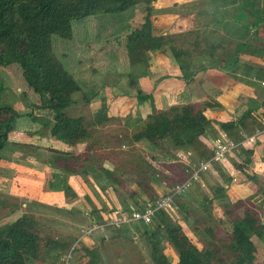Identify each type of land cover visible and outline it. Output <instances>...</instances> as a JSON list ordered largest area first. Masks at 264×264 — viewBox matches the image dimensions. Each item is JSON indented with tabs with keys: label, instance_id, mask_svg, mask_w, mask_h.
<instances>
[{
	"label": "trees",
	"instance_id": "16d2710c",
	"mask_svg": "<svg viewBox=\"0 0 264 264\" xmlns=\"http://www.w3.org/2000/svg\"><path fill=\"white\" fill-rule=\"evenodd\" d=\"M152 1L154 0H0V67L16 65L27 89L36 98L31 101L30 107L46 111L49 115L48 118L30 117V111L21 113L10 104L0 101V150L7 147L8 135L13 129L14 121L25 115L29 117L30 122L40 123L35 130L29 132L36 137L47 136L69 147L84 144V148L79 152L49 149L45 163L59 169L60 173L76 178L81 176L90 185V189L87 188L89 192L83 195L85 203L93 196L96 200L90 180L97 182V177H101L114 189L113 186L124 185L116 176L115 170L128 175L137 186L136 190L126 188V194L120 197L128 212L130 207H133L131 203L134 205L133 208L143 210L146 200L153 202L156 198L171 193L169 189L173 185L166 192L159 193L154 185L140 177L141 172L132 174L124 168L127 161H134L135 158L130 157V154L124 156L121 151L118 152L119 155L122 154L121 157H114L115 152H105L104 149L118 147L128 137L130 145L143 142L152 148H160L157 155L172 161L178 160L181 153L189 150H194L203 160L208 159L211 154L200 140L201 136L216 133L212 121L202 112V108L209 105L208 102L201 106L196 103H177L163 109H153L144 118L125 117L121 120L123 133L111 135V140L101 143L100 147L97 141L100 140L97 127L110 124L116 116H107L106 106L99 107L89 115L79 112L78 115L70 114L72 107L89 103L96 91L84 90L66 65L54 55L52 39L57 37L61 40H70L73 37V22L88 16L109 17V14L123 12L139 2L143 3L144 7L139 26L113 38L117 40L118 48L126 55V59L122 61V69L128 79V87L135 90L137 104L151 99L149 94L141 93L137 81L140 79L138 75H144L145 71L139 70L137 74L134 73V68L141 63L147 65V54L150 52L158 51L168 56L176 63L181 79L185 81L190 79L196 70H205L207 67L234 74L239 47H236L233 53L220 52L222 58L218 59L216 54H210L207 37L197 28L163 34L154 33L150 6ZM208 16L210 20H217L214 13H209ZM241 27L248 28L245 23L241 24ZM1 89L0 85V94ZM260 103H264V97ZM251 112L244 111L236 120L215 123L221 130L236 137L237 127H244L247 119L251 118V122H256ZM92 152L98 154L101 160H93ZM137 159L145 166V173L149 178L157 175L155 169L158 170V166L152 164L153 160H158L157 157L150 156L144 159L141 156ZM103 160L111 163L113 168L104 167L101 163ZM93 166L100 174L89 177L87 173ZM183 167L184 165H180L181 174ZM165 168L172 171L169 165ZM181 177L179 181L182 180ZM210 188L212 196L201 194L198 203L202 207H207V202L225 196L224 187L214 185ZM139 195L144 196L141 206L135 204V199ZM176 195L173 194V198ZM231 205V203L224 205L223 211L224 215H227L225 222L229 223L225 236L231 252L229 264H264L263 260L257 261L256 248L251 241V236L259 240L264 239L263 225L257 211L245 208L240 216H235ZM13 209L14 207L10 209L11 213ZM113 216L116 217L115 214ZM151 221V228L142 221L139 222L144 240L150 241V259L153 264H213L215 257L213 250L198 249L182 232L180 224L164 209H154ZM36 224V220L27 213L0 223V264H31L42 251L47 252L50 245L62 246L54 239L42 238ZM161 238L172 248L176 262L171 261L162 252L159 244ZM82 249L91 256L95 255L94 250H88L86 247Z\"/></svg>",
	"mask_w": 264,
	"mask_h": 264
},
{
	"label": "rangeland",
	"instance_id": "374dc122",
	"mask_svg": "<svg viewBox=\"0 0 264 264\" xmlns=\"http://www.w3.org/2000/svg\"><path fill=\"white\" fill-rule=\"evenodd\" d=\"M143 8V3L139 2L134 6L131 14L116 19L115 23L118 24L117 28L120 27V29H123L125 22H129L130 18L133 24L138 23L141 15L144 14ZM110 25L112 26L107 17L88 16L72 23V39L61 40L57 37L52 39L54 55L66 65L73 77L84 87V90L95 89L96 91L89 105L78 104L72 107L70 109L71 115H78L79 113L89 115L101 106H106L107 108L108 100L111 95L116 96L121 91L119 88L114 89L112 93L108 88L104 91V87L107 84L111 85L110 82H114L116 87H126V85H128V79L124 74L125 71L122 69V61L126 59V55L121 48H118L117 40H113L115 36L114 33H119L118 36H121L126 31H109ZM147 57V65L144 66V64L141 63L140 66L138 65V67H135L137 69L134 68V73L137 74L139 70L147 71L148 67L150 69L153 66L150 60L152 56L147 54ZM154 70H156L155 67ZM0 85L2 86L0 94L1 102L10 104L21 113L30 111V117L48 118L49 115L46 111L30 107L31 101L36 100V98L31 94L30 90L27 89L20 76V70L16 65L12 64L0 67ZM255 93H259L257 98L260 100L264 91H255ZM131 97L132 96L127 94V97L122 100L116 99L113 103L109 101L114 104L113 106L116 109L117 115L110 124L97 127V132L100 136V140H97L96 136L98 147H100L101 143L111 140V135L117 132L123 133L121 121L123 118L131 116L132 119H137L139 117ZM130 113L134 115L132 116ZM28 119L29 117L21 115V117L14 121L13 129L9 132V139L7 141L10 142L9 140H11V137L15 135L13 140L21 139L27 142L18 145V149L22 151V153L17 155L21 158H19L20 160L16 159V163L24 165L28 162V158L30 157L32 158L31 161H34V164H45L46 156L49 151V148L46 146L47 142L43 139H38V143L34 145L36 142L35 139L29 135L24 136V133H22L23 131H20V124L22 122L27 123ZM39 124L40 123H34V129H36ZM28 129H30V127L26 126L25 130ZM128 140L127 137L123 141V144H120L118 147H109V149L104 150L105 152H115L114 157H121L122 154L119 155L118 153L120 151L125 154L124 156L130 154V157L135 159H133L134 161H127L124 168L130 173L132 172V174L134 172H141L140 177L148 180L155 186L156 191L161 194L166 192L176 182H179L178 179L181 177V170L180 165L176 161H172V159L163 156L159 157L157 155L159 153L157 152L160 151V148H152L143 142L132 143L130 145ZM7 145L8 148L12 147L11 143ZM81 149H83V146L79 150L81 151ZM0 153L9 152L4 148L0 150ZM141 156H143L144 159H148L150 156L158 158V160L152 161V164L158 166V170L155 169L157 175H154V178H152V176L149 178L148 174L145 173V166L137 159ZM91 158L93 160H101L100 156L95 152L91 153ZM233 158L239 160L236 156H233ZM178 160L179 163L183 162L180 158H178ZM103 163L108 169L113 168L111 163L102 162V164ZM166 165H169L172 171L168 170V167L165 168ZM215 165L216 164H213V168L217 171ZM233 167L236 168L234 163ZM12 169L13 167L11 166H0V176L3 177V179L0 177V223L13 219L23 213H27L36 220V228L42 238L54 239L57 243L62 245H50L47 248V252L42 251L38 258L31 264H153L150 259V241L144 240L141 233V223L139 221H128V214L130 212L125 211L126 205L123 204L120 207L122 211H119L117 215V217L122 218L121 221L117 224H113L111 223L113 217L111 218L108 215L107 204L99 194L93 190L101 206L100 208L104 210L105 215L107 213V218L104 220L100 219V221L102 223L106 222L108 225L103 226V224L95 223V225H98L97 228L95 226L93 227L95 232L92 231L88 239L85 238L80 240L78 237V228L81 224L84 225L83 223L86 221L84 220L81 222L76 219L78 216L67 215V213H65L67 211L66 209L64 212L62 208L59 209L55 205L50 206L51 208H32V206L35 205L34 200L30 199L31 197L29 195L25 196V191L19 188L20 183L18 184L15 177L16 175L13 174L14 170L12 171ZM21 170H19V167H16V171L18 172H28L27 169V172ZM88 172L87 174L89 177L99 176L100 174V171L95 166L91 167ZM115 174L124 185L123 187L113 186V192H110L112 197L115 196V198L120 200L121 195L126 194V188H132L129 184H133V188H135V190L137 189V186L130 180L128 175H125L123 172L121 173L119 170H115ZM247 175H249V173ZM259 176L261 177V175ZM184 177L182 176L181 179H184ZM199 179L200 180L192 181L189 186L185 187L181 192L176 193L177 195L172 198L169 206H166V210L169 216L180 224L182 232L198 249L205 250L206 248H210L213 250L215 254L213 264H229L231 252L227 247L225 239L229 223L225 222L227 215L223 213L224 205L226 206L231 203L232 205L230 208L233 209L235 216H240L245 208L256 210L258 215L261 213V210L255 207V205L246 198L228 200L226 196L216 198L210 201V203L207 202V207H202L198 203L201 194L204 193L203 195L207 197L212 196L210 187L218 185V181H216V178L213 177L211 173L202 174ZM171 188L169 190H171ZM143 198V195H139V197L135 199V204L141 206ZM236 200L241 201L237 202ZM3 202L5 203L2 205L1 203ZM132 204L133 203H131V206L134 207ZM12 207H14V211L11 213L10 209ZM183 217L185 220H183ZM146 225L148 228L152 227L151 218ZM135 227H137V229H135ZM160 240L159 244L162 247V252H164L171 261L176 262L177 259H175L176 256L172 248L167 242H164L163 238ZM251 240L256 247L257 261H262L261 255L263 250L262 246H259L260 241L256 240L255 236H251ZM83 247H86L88 250H94L95 255L91 256V254L85 253L82 249Z\"/></svg>",
	"mask_w": 264,
	"mask_h": 264
},
{
	"label": "crops",
	"instance_id": "0c3cea01",
	"mask_svg": "<svg viewBox=\"0 0 264 264\" xmlns=\"http://www.w3.org/2000/svg\"><path fill=\"white\" fill-rule=\"evenodd\" d=\"M150 6L152 30L156 34L197 28L206 35L210 54H216L218 59L222 58L220 52L233 53L236 47H239L236 53V70L234 74H230L223 70L207 67L205 70H196L191 78L185 81L181 79V73L176 63L168 56L158 51L150 52L149 56H152L150 60L156 70L153 66L150 69L148 67V70L143 73L144 75H138L140 79L137 81L141 93L149 94L151 99L137 104L134 89H130L128 85L116 87L114 82H110L111 85L107 84L104 91L107 88L111 90V93L116 88L121 91L116 96H112L109 92L111 97L106 108L107 116L117 115L112 103L116 99L126 98L127 94L132 96L131 100H133L140 118H144L153 109H163L172 104L196 103L201 106L208 102L209 105L204 106L202 112L206 118L212 121L216 133L201 136L200 140L210 154H212V144L215 139L229 140L234 146L231 152L225 153L222 158L211 160L208 169L201 172L199 178L202 174L211 173L218 181V185L224 187V193L228 200L246 198L251 201L255 207L261 210L259 217L264 231V103H260L264 94L259 100L257 98L259 93H255V91H264V0H154ZM133 9L134 7H131L107 17L112 24L108 30L114 32L122 30L126 31L124 33L126 34L138 27L143 15H141L140 21L135 24L130 18L129 22H125L123 29L117 28L118 24L115 23L116 19L131 14ZM202 11L205 13H201ZM209 13H214L217 20H210ZM244 23L248 27L246 30L241 27V24ZM114 34L118 35L119 33ZM91 102L92 99L89 103ZM247 110L252 111L256 122H251V118L247 119L244 127H237L236 137L221 130L215 123L236 120ZM26 126L30 129L25 130ZM33 130H35L34 123L30 120L20 124V131H23L24 136L29 135L35 139V144H31L36 145L38 139H43L47 142L46 146L49 149L79 152L82 146L84 148V144L69 147L47 136L36 137L29 133ZM14 136L11 137L10 142L7 141V144H12L11 148H8V145L6 147L9 153H0V166L13 167V174L16 175L18 184L20 183L19 188L25 191V196L29 195L30 199L34 200L35 205L33 204L32 208H51L50 206L55 205L59 209L62 208V211L66 209L67 211L64 212L67 215L78 216L76 219L81 222L85 220L84 225L81 224L78 228L80 240L88 239L89 234L92 231L95 232L93 227H98L95 223L103 224V226L108 225L106 222L100 221V219L107 218V213L105 215L94 196H91V200H88L87 203L83 201V195L89 192L90 185L81 176L76 178L73 175L60 173L59 169H54L46 163L34 164L30 157L24 165L16 163L15 160L21 158L17 155L22 153L19 151L18 145L27 142L21 139L13 140ZM249 137L252 139L249 140ZM187 152L189 154H185ZM233 156L238 157L239 160H235ZM178 157L184 161L179 163V160H175L179 165H184L187 160L191 163L203 160L194 150L183 152ZM102 162L108 161L103 160ZM233 163L236 168L233 167ZM213 164H216L219 170L216 168V171ZM102 165L106 167L104 163ZM16 167H19V170L22 169L23 172L27 169L28 172H18ZM248 173L249 175H247ZM181 175L183 176V172ZM0 177L3 179L2 176ZM90 182H92L91 188L107 204L109 217L112 218L114 212H117L115 214L117 216L119 211H122L120 207L123 202L121 199L115 198L114 195V197L111 196L112 187L108 183L106 184L101 177H97V182L92 180ZM129 185L132 187L131 189L135 190L133 184ZM256 240L259 239L256 238ZM259 241V246L261 245L263 250L261 259L264 261V239Z\"/></svg>",
	"mask_w": 264,
	"mask_h": 264
},
{
	"label": "built area",
	"instance_id": "2783aa9c",
	"mask_svg": "<svg viewBox=\"0 0 264 264\" xmlns=\"http://www.w3.org/2000/svg\"><path fill=\"white\" fill-rule=\"evenodd\" d=\"M249 140L252 137L248 138ZM234 144L226 139H215L213 140L212 144V154L208 159L200 160L197 163H191L190 161H185L183 167V177L179 182H176L172 188L171 193L156 198L153 202L146 200L145 207L143 210H138L133 207H130V213L128 214V221H142L143 223H148L151 218L152 211L157 208H162L167 212L166 206H169L170 202L172 201L173 194L181 192L185 187L189 186L192 181L199 180V175L201 172L206 171L209 167V163L211 160H217L222 158L225 153L231 152ZM189 154V152L185 153ZM184 162V161H183ZM153 206V207H152ZM113 214H117L114 212ZM122 218L114 217L111 223L117 224L121 221Z\"/></svg>",
	"mask_w": 264,
	"mask_h": 264
}]
</instances>
